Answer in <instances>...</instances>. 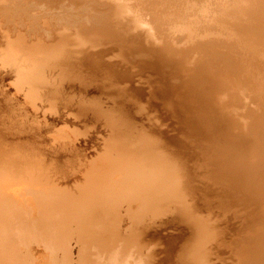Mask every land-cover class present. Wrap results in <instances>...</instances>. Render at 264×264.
<instances>
[{
    "label": "bare ground",
    "instance_id": "6f19581e",
    "mask_svg": "<svg viewBox=\"0 0 264 264\" xmlns=\"http://www.w3.org/2000/svg\"><path fill=\"white\" fill-rule=\"evenodd\" d=\"M0 264H264V0H0Z\"/></svg>",
    "mask_w": 264,
    "mask_h": 264
}]
</instances>
